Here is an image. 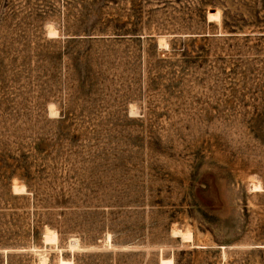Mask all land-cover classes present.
Wrapping results in <instances>:
<instances>
[{"label": "rangeland", "instance_id": "374dc122", "mask_svg": "<svg viewBox=\"0 0 264 264\" xmlns=\"http://www.w3.org/2000/svg\"><path fill=\"white\" fill-rule=\"evenodd\" d=\"M0 264H264V0H0Z\"/></svg>", "mask_w": 264, "mask_h": 264}, {"label": "bare ground", "instance_id": "6f19581e", "mask_svg": "<svg viewBox=\"0 0 264 264\" xmlns=\"http://www.w3.org/2000/svg\"><path fill=\"white\" fill-rule=\"evenodd\" d=\"M54 239H55V235L52 238L49 235H47V237H46L47 241H51V240H54ZM43 261H41V263H44Z\"/></svg>", "mask_w": 264, "mask_h": 264}]
</instances>
